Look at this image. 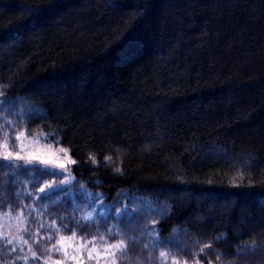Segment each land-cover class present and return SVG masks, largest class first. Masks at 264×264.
<instances>
[{"label": "trees", "instance_id": "obj_1", "mask_svg": "<svg viewBox=\"0 0 264 264\" xmlns=\"http://www.w3.org/2000/svg\"><path fill=\"white\" fill-rule=\"evenodd\" d=\"M0 117V155L5 133L55 132L77 162L74 195L43 202L57 176L20 175L17 198L0 168V216L27 241L0 236V264H50L72 231L124 239L112 264H264V0H0ZM84 193L119 235L69 218Z\"/></svg>", "mask_w": 264, "mask_h": 264}, {"label": "snow or ice", "instance_id": "obj_2", "mask_svg": "<svg viewBox=\"0 0 264 264\" xmlns=\"http://www.w3.org/2000/svg\"><path fill=\"white\" fill-rule=\"evenodd\" d=\"M33 111L37 114L41 112L39 108H34ZM3 118V117H0ZM33 118H39V116L30 117L29 122H31V119ZM35 139H48V138H55V132H51L47 134L46 136H41L39 133L36 134L34 137ZM11 143H9V138L7 133H5V145L6 148H14L15 151H5L3 155H0V168H8L10 170L9 174L12 177L11 183L13 186V195H15L17 198L20 197L21 192L15 191V185L18 183V177L22 174H27L29 177L31 183L33 185L38 184L45 176L54 177V176H65V179L62 181H55L51 183H46L43 186L39 188V191L35 193L36 200L39 202H43L45 200L51 199L53 196L61 195L63 199H67L70 196H73V192L71 191V181L68 178V175H66V164L60 163L59 161H53L50 159H44L39 155H35L32 153H29L28 155H24L25 149L24 147L19 143L20 136L17 135L12 138ZM57 143H59V140H57ZM73 164H76V161H72ZM58 164L59 171L56 170V168L51 167L50 165ZM119 171V170H118ZM0 179H3V177H0ZM74 179V178H73ZM23 195L31 199L33 197V193L31 192H24ZM97 200L101 201V207H103L102 204V194H88V203L87 207H93V205L96 204ZM55 203V201H53ZM3 203H0V207H3ZM44 208H47V204L42 205ZM126 207V206H125ZM29 211H34V209L29 208ZM96 209L93 207V212H95ZM101 215H104V213H101ZM75 223L80 226L82 229L84 227L91 228L93 226H103L108 229V235L115 238L117 235H119V225H111L109 226L107 224V221L104 220L102 222L96 223L93 221L92 215H85L81 218H76L75 216L69 217ZM63 219V218H62ZM53 226H55V222H53ZM65 228L67 226L65 225ZM158 231L156 229L150 230L147 233H142V235H147L149 238L155 239L156 244H154V247H158L159 244L162 243H172L173 247H176L180 250V252L187 253L189 252V249L192 247L191 244H185L183 247H181L182 242H173V241H161L159 237H154L153 232ZM76 237V232L72 231V237H68L67 239H72ZM48 239H51V237H48ZM64 239V238H62ZM101 241H104V238L101 237ZM136 242V238H133V243ZM8 243H11V241H8ZM24 243H27V241H24ZM59 243V241H58ZM85 244L91 243L93 246H95L96 243V237L93 236L92 240L85 241ZM109 248L115 249L116 251H123L124 249H127L128 245L125 242L124 239H121L116 244H112L108 246ZM145 248L148 247L147 244L144 245ZM205 248L211 249V243L205 245L204 247H201L199 249V254H202L205 252ZM14 250V249H13ZM56 251H60V249H55ZM114 254V253H113ZM35 252H33V256H35ZM161 256H163V253H161ZM91 252H89V259H91ZM72 259H75V257H72ZM219 259V256L217 257ZM172 264H181V261L178 256L173 257ZM183 264H188L187 260L183 261ZM195 264H200V262L197 260L195 261Z\"/></svg>", "mask_w": 264, "mask_h": 264}, {"label": "rangeland", "instance_id": "obj_3", "mask_svg": "<svg viewBox=\"0 0 264 264\" xmlns=\"http://www.w3.org/2000/svg\"><path fill=\"white\" fill-rule=\"evenodd\" d=\"M39 133L41 136H46L42 132H34L32 134L22 131L20 136L19 143L24 147L25 152L24 155H28L29 153L39 155L44 159H50L53 161H59L60 163L66 164V175L70 181L73 179V175L70 169V164L72 162L70 155L61 147L50 144L46 141V139H35L36 134ZM3 147L5 143L2 144ZM6 151L11 150L10 148H6ZM15 151V150H11ZM51 167L56 168L59 171L58 164L50 165ZM57 179H53L47 183L62 181L65 179V176H57ZM46 184V183H45ZM83 206L87 207L88 203V194H82ZM103 207H101V201L97 200L96 204L93 207L96 209L93 212V207L87 210L84 215H92L105 213L106 212V204L103 202ZM25 218L19 215L13 214H4L0 216V236L3 238H7L8 241L15 242L23 252V247L26 245L24 243V239L21 235V230H24L25 227ZM64 238V239H62ZM59 241L57 247L55 249H60V251H56L60 257H54L51 259L50 264H112V260L114 258L115 253L117 252L115 249L109 248V245L116 244H107L101 242L98 244V239H96L95 246L93 244L78 240L77 238L67 239L68 237H62ZM89 252H91V259H89ZM114 253V254H113ZM75 257V259H72Z\"/></svg>", "mask_w": 264, "mask_h": 264}]
</instances>
